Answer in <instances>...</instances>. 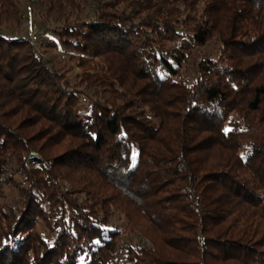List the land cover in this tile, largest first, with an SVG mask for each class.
Returning a JSON list of instances; mask_svg holds the SVG:
<instances>
[{
    "label": "trees",
    "instance_id": "trees-1",
    "mask_svg": "<svg viewBox=\"0 0 264 264\" xmlns=\"http://www.w3.org/2000/svg\"><path fill=\"white\" fill-rule=\"evenodd\" d=\"M38 9L58 45L0 33V264H264V0Z\"/></svg>",
    "mask_w": 264,
    "mask_h": 264
},
{
    "label": "rangeland",
    "instance_id": "rangeland-1",
    "mask_svg": "<svg viewBox=\"0 0 264 264\" xmlns=\"http://www.w3.org/2000/svg\"><path fill=\"white\" fill-rule=\"evenodd\" d=\"M23 14L25 16V25L22 29H17L15 27H6L0 28V33L4 35H19V36H28L38 35L39 39L37 42L41 45V43L46 42H54L58 45V41L56 36L53 33V26L45 25L44 20L41 17V12L38 9V0H19ZM94 6V0H90V7ZM37 42L34 44L36 45ZM205 55L210 58H217L219 55V47L216 45H207L201 48H198L194 51L189 63L186 68L183 69V78L185 81L191 83L196 75V63L202 56ZM46 57H50L52 62L58 64L62 59L63 53L61 50L52 51L45 55ZM33 159L39 158L38 156L33 154ZM38 162V161H36ZM112 229H119L121 231L124 230L125 221L123 217L119 214H113L110 223ZM138 236H132V238H128L126 236H122V240L134 241ZM124 238V239H123ZM125 242V241H124ZM123 242H121L122 244ZM119 260H124V255L120 254ZM119 261V263H120Z\"/></svg>",
    "mask_w": 264,
    "mask_h": 264
},
{
    "label": "built area",
    "instance_id": "built-area-1",
    "mask_svg": "<svg viewBox=\"0 0 264 264\" xmlns=\"http://www.w3.org/2000/svg\"><path fill=\"white\" fill-rule=\"evenodd\" d=\"M39 39L38 35H32L31 37H29V41L31 43V45H34ZM134 241L139 242L142 241V243H146V239L140 240V238H135ZM120 264H127L124 261L120 262Z\"/></svg>",
    "mask_w": 264,
    "mask_h": 264
},
{
    "label": "snow or ice",
    "instance_id": "snow-or-ice-1",
    "mask_svg": "<svg viewBox=\"0 0 264 264\" xmlns=\"http://www.w3.org/2000/svg\"><path fill=\"white\" fill-rule=\"evenodd\" d=\"M228 130H226V132H227Z\"/></svg>",
    "mask_w": 264,
    "mask_h": 264
}]
</instances>
